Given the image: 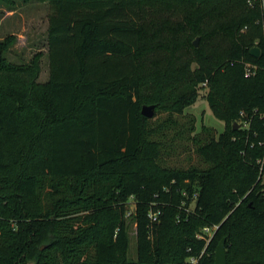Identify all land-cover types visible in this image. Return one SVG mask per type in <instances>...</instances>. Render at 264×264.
<instances>
[{
    "label": "trees",
    "instance_id": "16d2710c",
    "mask_svg": "<svg viewBox=\"0 0 264 264\" xmlns=\"http://www.w3.org/2000/svg\"><path fill=\"white\" fill-rule=\"evenodd\" d=\"M144 1L22 0L49 6L46 81L43 54L14 61L18 37L0 39V264H215L224 237L228 264H264V0L225 19L214 0H153L172 10L145 31ZM203 83L225 128L194 136L203 164H163L168 121L143 103L181 114Z\"/></svg>",
    "mask_w": 264,
    "mask_h": 264
},
{
    "label": "rangeland",
    "instance_id": "374dc122",
    "mask_svg": "<svg viewBox=\"0 0 264 264\" xmlns=\"http://www.w3.org/2000/svg\"><path fill=\"white\" fill-rule=\"evenodd\" d=\"M237 0H214L215 5L219 6L218 16L219 19H225L231 14L238 12L239 6L236 3ZM145 2V1H144ZM177 4V3H176ZM157 6L153 0H146L142 13L141 24L144 27V31L148 29L149 24L155 15L170 13V10L163 7ZM191 6V5H190ZM190 6H185L182 9L181 6L173 7L176 9L182 19V16L188 12L192 17L195 13ZM15 9L6 7V4L0 1V39L6 37L9 34H16L18 37L17 42L12 47L8 56L14 61H29L34 57L36 53L43 54L41 59L38 61L41 64L42 72L40 75V81H46L49 76V62L47 59V33H48V14L49 6L47 3L35 2L25 4L22 0H18ZM191 11V12H190ZM207 30V29H206ZM244 30V27H243ZM221 38H223L222 46L226 48L229 45L231 39L224 38L223 31L218 29ZM185 40H189V43L185 47L187 52V58L191 60L192 69H195L199 62L196 61L199 52H205L200 44L203 43V38L198 35L194 30L189 35H184ZM145 44L147 38L145 37ZM198 39V46H194L195 40ZM195 49L194 47H199ZM204 47V46H203ZM202 48V49H201ZM23 60V61H24ZM208 86L203 83L200 95L198 96L195 103L184 108L183 113L170 112L166 110H157L155 108V115L151 118L152 120L168 121V127L164 130V135L160 136L163 140H166L170 144L169 149H172V153L165 156L166 161H162L163 164H168L171 167H189L192 164H203L202 159L195 150L194 136L197 133H201L203 128L202 125L213 128L217 133H220L225 128V122L214 114L204 94L207 91ZM144 104H149L145 101ZM195 118V121L193 122ZM170 120V121H169ZM173 140V141H172ZM264 180V175H263ZM79 182V180H78ZM77 206V205H76ZM80 207L73 209L78 210ZM86 211L81 213L73 212V218L85 215ZM129 225V236H130V248L129 258L136 260L137 258V234L136 224L133 216L128 215ZM212 229H209V235H212ZM194 264V263H192Z\"/></svg>",
    "mask_w": 264,
    "mask_h": 264
},
{
    "label": "water",
    "instance_id": "95a60500",
    "mask_svg": "<svg viewBox=\"0 0 264 264\" xmlns=\"http://www.w3.org/2000/svg\"><path fill=\"white\" fill-rule=\"evenodd\" d=\"M198 39L195 40V44H198ZM260 48L259 47H253L251 48V53L254 56L260 55ZM155 104H145L142 107V113L147 117H153L155 115ZM237 126V124H236ZM215 264H228V258H227V249H226V238H222L219 242L216 252H215Z\"/></svg>",
    "mask_w": 264,
    "mask_h": 264
},
{
    "label": "built area",
    "instance_id": "2783aa9c",
    "mask_svg": "<svg viewBox=\"0 0 264 264\" xmlns=\"http://www.w3.org/2000/svg\"><path fill=\"white\" fill-rule=\"evenodd\" d=\"M159 213H160L159 210H151L149 212V217L151 218L152 221H157L158 218H159ZM211 228H214V227H211ZM211 228L210 227H206L205 231L209 233V229H211ZM214 229H216V228H214ZM214 229H212V230H214ZM190 261H191V263L196 264L197 258L196 257H192V258H190Z\"/></svg>",
    "mask_w": 264,
    "mask_h": 264
}]
</instances>
